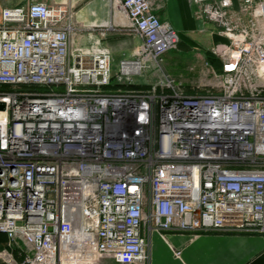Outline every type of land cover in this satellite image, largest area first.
I'll return each instance as SVG.
<instances>
[{"label":"built area","instance_id":"2783aa9c","mask_svg":"<svg viewBox=\"0 0 264 264\" xmlns=\"http://www.w3.org/2000/svg\"><path fill=\"white\" fill-rule=\"evenodd\" d=\"M192 1L226 40L192 87L162 70L179 37L149 0L110 1L143 40L117 73L100 40L70 49L69 6L2 10L0 262L147 264L153 230L264 234V0Z\"/></svg>","mask_w":264,"mask_h":264},{"label":"crops","instance_id":"0c3cea01","mask_svg":"<svg viewBox=\"0 0 264 264\" xmlns=\"http://www.w3.org/2000/svg\"><path fill=\"white\" fill-rule=\"evenodd\" d=\"M30 1L69 6L74 28L70 33V49L88 48L100 40L101 45L111 52L112 69L113 66L117 68L120 61L133 58L134 51L143 42L141 37L127 29V20L112 10L111 0H0V15L3 9L24 7ZM149 1L151 12L176 31L179 42L175 50L194 52L191 60L185 62V69L189 63L201 69V49H210L218 42L226 43L216 34L213 24L195 16L198 7L192 0ZM147 242V264H264V234L174 231L162 234L153 230ZM102 263L117 264L111 259Z\"/></svg>","mask_w":264,"mask_h":264},{"label":"rangeland","instance_id":"374dc122","mask_svg":"<svg viewBox=\"0 0 264 264\" xmlns=\"http://www.w3.org/2000/svg\"><path fill=\"white\" fill-rule=\"evenodd\" d=\"M197 7H199L198 5H196ZM195 16L198 19H202L199 16V8H197ZM203 20V19H202ZM205 22L211 24L210 22L204 20ZM216 28V27H215ZM216 34L219 36L217 30H216ZM220 37V36H219ZM222 38V37H220ZM224 39V38H223ZM186 42V41H185ZM187 45L188 42H186ZM225 42H218L217 44L213 45L211 48H214L215 46L219 45V44H224ZM206 49H201L202 52V59H201V63H203V67L201 69H197V66L192 65L193 63H189L190 65H188L187 69H185L186 67L184 66L185 62L191 60L192 55H193V51L192 50H171L167 53H165L162 57H161V65H162V70L163 72L172 77L175 78L178 81H182L184 85L186 86H190L192 87L195 84H199L200 82H204L207 81L206 78H204V73H202V71L204 70V63L206 61H208V53L210 54V49H208L209 47H204ZM119 71L118 67H114L113 66V72L117 73ZM148 77L147 79L145 78H141L140 77H136L135 80L137 83L142 84V85H150L151 83H155L158 80V74H154L151 75V72L149 71L147 73ZM103 264V263H101Z\"/></svg>","mask_w":264,"mask_h":264},{"label":"trees","instance_id":"16d2710c","mask_svg":"<svg viewBox=\"0 0 264 264\" xmlns=\"http://www.w3.org/2000/svg\"><path fill=\"white\" fill-rule=\"evenodd\" d=\"M208 62L217 70L220 69V63L218 60L213 58L211 54L208 53ZM148 85H123L116 83L115 79H112L110 85L106 88L109 91L116 92L118 90H127V89H149ZM6 242V236L0 233V247L3 246Z\"/></svg>","mask_w":264,"mask_h":264}]
</instances>
